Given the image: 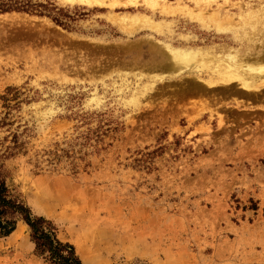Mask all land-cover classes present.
<instances>
[{"label": "rangeland", "instance_id": "1", "mask_svg": "<svg viewBox=\"0 0 264 264\" xmlns=\"http://www.w3.org/2000/svg\"><path fill=\"white\" fill-rule=\"evenodd\" d=\"M35 1L56 11L0 13L14 194L84 264H264V87L160 57L263 40L264 0ZM0 264L50 263L20 221Z\"/></svg>", "mask_w": 264, "mask_h": 264}, {"label": "trees", "instance_id": "2", "mask_svg": "<svg viewBox=\"0 0 264 264\" xmlns=\"http://www.w3.org/2000/svg\"><path fill=\"white\" fill-rule=\"evenodd\" d=\"M54 3L35 0H0V13L26 12L47 15L56 11ZM50 16V14H49ZM64 14L57 13L53 19L64 24ZM9 151V149L7 150ZM14 152H0V239L10 236L20 221L30 229V238L34 243V253L50 264H84L76 247L61 240L54 222L45 216L35 215L21 196L14 194L7 178L6 159Z\"/></svg>", "mask_w": 264, "mask_h": 264}, {"label": "bare ground", "instance_id": "3", "mask_svg": "<svg viewBox=\"0 0 264 264\" xmlns=\"http://www.w3.org/2000/svg\"><path fill=\"white\" fill-rule=\"evenodd\" d=\"M76 1L86 4L103 2V0ZM201 23L206 25L204 22ZM248 40L249 46L247 45L248 47L244 48L221 47L220 50H217L215 47H191L192 49L190 48L189 50L169 48L168 55L160 52V57L164 63L162 66L163 68H168L171 65V67L177 65L184 68L188 66L186 65L187 60H195L206 66L209 71V79H203L207 85H217L220 87L237 83L247 93L259 92L264 87V39L250 38ZM170 59L172 61L171 65L169 64ZM197 77L199 78V76Z\"/></svg>", "mask_w": 264, "mask_h": 264}]
</instances>
